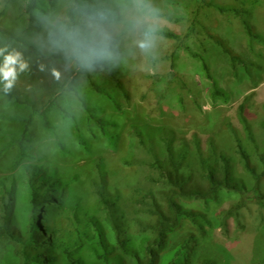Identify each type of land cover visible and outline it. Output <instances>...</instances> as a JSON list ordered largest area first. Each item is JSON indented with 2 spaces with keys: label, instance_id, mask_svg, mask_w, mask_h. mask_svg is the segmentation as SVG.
<instances>
[{
  "label": "rangeland",
  "instance_id": "374dc122",
  "mask_svg": "<svg viewBox=\"0 0 264 264\" xmlns=\"http://www.w3.org/2000/svg\"><path fill=\"white\" fill-rule=\"evenodd\" d=\"M231 1L217 2L226 6ZM246 1L252 9V29L262 38L261 42L249 41L237 18L215 9L204 10L200 21L249 63L248 74L241 72L234 78L225 55L202 36L199 39L204 40L203 46L199 39L187 42L192 51L204 57L213 79L229 96V101L225 103L211 97V81L204 75L199 60L188 52H180L174 76L169 75L170 61L162 57L171 52L175 45L173 40L157 39L155 46L148 50L138 47V41L143 38L149 24H153L157 32H175L184 37L196 11V0H145L157 12L153 19H144L147 10L138 11L134 0H88L90 8L114 11L120 17L119 22L114 23L89 17L79 20L89 45H109L122 34L117 45L119 52H111V59L105 60L116 72V78L113 79L101 67L94 66L86 69L89 80L77 76L73 87L85 104L94 108L109 126L103 133L93 121L87 120L79 102L69 98L65 105L73 114L74 122L51 112L47 117L51 127L48 130L40 118L35 117L29 128L30 142L27 144V153L33 157V160H27L28 163L56 167L63 179L72 181V202L65 210L50 215V222L63 240L72 238L84 213H93L97 208L93 185L99 184L108 196L116 198L122 232L139 246L142 235L138 233V223L153 219L150 197L154 196L163 209L168 188L157 181V172L148 151L151 145H140L135 131H141L146 142L150 143V137L153 139V151L160 157H163L164 150L162 138L171 132L175 151L185 148L192 152L195 136L203 142L211 141L230 158L233 178L247 188L243 195L221 191L215 200L207 204L180 200L185 208L204 213L210 222L206 227V236L190 249V263L201 264L204 259H211L215 264H264V206L255 202L252 194H264V178L256 186L244 171L234 140L235 137L241 139L252 152L245 141L240 121L239 107L243 105V116L256 141H263L264 0ZM71 3L72 0H43L41 25L26 32V0H0V31L30 40L46 50L67 53L70 51L67 41L55 36L60 32V25ZM161 15L180 17L181 20L174 23ZM3 42L4 36L0 35V43ZM0 48L6 49L5 52L23 49L17 42L1 45ZM23 60L30 66L31 60ZM53 68L60 73L59 78L51 74ZM71 76H74L72 63L50 62L42 65L34 75H29L27 70L19 73L14 87L21 94L38 101L47 96L48 84L53 79ZM90 82L102 92L96 93ZM117 82L121 84V90ZM26 113L12 103L10 95H0L1 130L20 133L21 125L17 119ZM58 140L63 149L59 147ZM7 142L0 139V149ZM16 155V147L0 155V179L14 173L12 166ZM191 163L196 169L193 183L202 186L198 167ZM73 201L78 204L76 210ZM222 209H229L230 212L218 214ZM25 218L22 212L14 217L12 227L16 232L22 230ZM3 222L4 215L0 211V224ZM195 232L193 227L183 223L182 228L169 237V243L173 244L188 233ZM2 241L0 264H9L7 260L15 251L14 245L4 242L3 246Z\"/></svg>",
  "mask_w": 264,
  "mask_h": 264
},
{
  "label": "trees",
  "instance_id": "16d2710c",
  "mask_svg": "<svg viewBox=\"0 0 264 264\" xmlns=\"http://www.w3.org/2000/svg\"><path fill=\"white\" fill-rule=\"evenodd\" d=\"M217 1L196 0V11L184 37L167 31L156 32V34L175 42L171 52L162 57L170 61V76H174L175 63L180 52L186 51L199 60L204 75L211 81V97L226 103L229 101V96L213 79L204 57L192 51L187 42L202 36L215 45L225 55L234 78H237L241 72L248 74L249 63L217 34L202 25L201 13L212 8L222 14L231 15L238 19L249 41L261 42L262 38L252 29L250 21L252 9L250 4L246 5V0H232L233 2H229L226 6L218 4ZM87 2L88 0H72L65 12V20L60 25V32L55 36L67 41L70 46V51L67 53L46 50L30 40L0 31V35L4 36V42L0 43V46L17 42L23 47L16 52H20L23 59L31 60L27 69L29 75H34L42 65L50 62L72 63L74 67V76L53 79L48 84L47 96L38 101L21 94L14 86L5 93L1 84L0 95H10L12 103L27 112L26 115L17 119L21 125L20 133L0 129V139L8 140L7 144L0 149V155L11 147L17 148V155L12 166L14 173L0 179V211L4 215V222L0 224V242L3 240V246H5L4 242L6 244L11 242L15 250L7 262L9 264H191L190 249L206 236V227L210 225V222L204 213L185 208L180 200L207 204L215 200L216 195L221 191L242 195L247 191L245 184L233 178L230 158L223 151L218 150L211 141L203 142L197 140L196 136L192 139V152L185 148L175 151L171 139L173 134L167 132L165 134L167 137L162 138L164 150L163 157H160L153 151V139L150 137V143L146 142L143 139V133L135 131L140 145L143 147L151 145L148 151L157 172V181L168 188L164 197L165 208L162 209L154 196L150 197L149 207L153 219L138 223V233L142 235L139 246H136L133 240L122 232L117 200L115 197L108 196L99 184L93 185L97 197V208L93 213L83 214L70 240H63L57 228L50 222L52 213L65 210L72 202V181L63 179L56 167L28 163V159L33 160V157L27 153V144L30 142L29 128L33 119L40 118L42 125L48 130H51V127L47 117L51 112H57L63 119L74 122L73 114L65 105L67 99L71 98L79 102L87 120L93 121L103 133L109 126L97 115L94 108L85 104L73 87L77 76H82L86 81L89 80V74L80 66L74 50L77 45L84 43L90 48H103L109 53H118L117 45L122 34L116 36L109 45H89L85 41V33L79 20L81 17H89L93 20L114 23L119 22L120 17L114 11L94 10L87 5ZM42 5L43 0H26L24 9L26 32L36 30L41 25ZM161 16L174 23L181 20L180 17ZM203 41L200 40L202 46ZM8 53L5 52V55ZM2 62L3 57L0 58V63ZM95 66L101 67L113 79L116 78V72L111 69L107 61L98 62ZM90 85L96 93L102 92L94 83L90 82ZM116 85L118 89H122L119 82ZM125 98L127 99V95ZM239 111L245 141L250 145L252 152H249L245 142L235 137L236 154L244 171L257 186L264 178V129L263 141L258 143L243 116V105L239 107ZM80 143L83 144L81 139ZM58 145L63 149L59 140ZM188 158H190L189 161ZM191 162L198 167L202 186L193 183V172H196V169H193ZM252 194L255 202L264 206V194L254 192ZM73 204L76 210L78 204L76 201H73ZM228 210L222 209L218 214L224 211L229 213ZM18 212L26 215L25 224L20 232H16L12 227V221ZM183 223L193 227L196 232L188 233L170 244L169 237L182 228ZM201 264H215V262L204 259Z\"/></svg>",
  "mask_w": 264,
  "mask_h": 264
},
{
  "label": "clouds",
  "instance_id": "9594fccd",
  "mask_svg": "<svg viewBox=\"0 0 264 264\" xmlns=\"http://www.w3.org/2000/svg\"><path fill=\"white\" fill-rule=\"evenodd\" d=\"M134 2L138 5V11L145 12L147 10L144 19H153L157 15L156 10L145 3V0H134ZM157 31L158 29L153 24H149L143 38L138 41V47L142 50H148L155 46L157 39L163 40V36H156ZM5 51L6 49L0 48V56H3V62L0 63V84H3V91L7 93L13 88L19 73L26 71L29 65L23 60L20 52L13 51L5 55ZM74 54L80 66L85 69H91L98 62L111 59V53L105 49L90 48L84 43L75 47ZM51 74L56 78H59L60 75L55 68L51 69Z\"/></svg>",
  "mask_w": 264,
  "mask_h": 264
}]
</instances>
